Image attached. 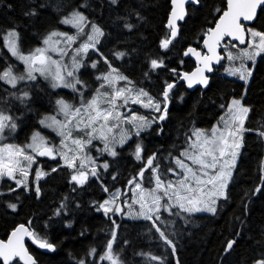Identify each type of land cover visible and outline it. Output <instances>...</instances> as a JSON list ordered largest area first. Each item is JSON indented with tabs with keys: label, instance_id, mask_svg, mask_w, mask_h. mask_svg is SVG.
<instances>
[{
	"label": "trees",
	"instance_id": "trees-1",
	"mask_svg": "<svg viewBox=\"0 0 264 264\" xmlns=\"http://www.w3.org/2000/svg\"><path fill=\"white\" fill-rule=\"evenodd\" d=\"M225 4L226 0H200L197 7L189 5L178 36L165 49L161 47V41L170 37V31L165 26L170 0H117L115 4L111 0H0V71L9 65L17 73L22 70L21 64L4 45L7 31L15 28L20 47L28 50L47 33L67 30L62 23L63 18L79 11L87 19L82 35L77 39L78 46L87 40L91 24L99 25L104 32L94 49H88L83 58L81 54L79 56V76L83 82L79 105L97 94L101 86L97 76L110 72L105 58L111 68L131 81L126 85L121 80L115 87L122 85L143 89L155 100L162 101L167 84L174 83L169 92L166 118L154 120L140 131L139 136L135 135L134 126L127 125L132 141L116 146L118 155L115 157L109 158L103 153L102 157L96 158L98 161L107 157L109 167L104 169L96 162L93 167L97 169L98 176L90 175L83 185L71 179L77 170L62 165V160L57 157L54 160L37 158L36 161L42 162V165L27 169L26 187L21 185L17 188L15 180L0 177V239H6L17 225L25 224L30 231L56 246L55 251L41 249L32 238L26 239L27 250L37 264H78L82 259L85 264H110L100 257L113 231L116 233L113 251L119 254L123 264H254V261L264 258V140L255 131L264 124V54L257 56L255 61L245 58L235 60L237 66L243 64L251 68L253 74L248 83L221 72L226 64L225 58L210 76L206 88L189 90L182 82L176 83L183 72L195 66L184 51L188 47L202 49L205 33L214 25ZM30 12H35V15H26ZM125 24L133 27L129 29ZM251 27L264 31V11L259 12ZM75 35L77 37L78 34ZM221 50L222 53L230 50L233 56H237L244 47L224 42ZM116 52L126 55L116 58ZM153 59L162 60V66L152 69ZM94 62L96 66L92 67ZM23 91H28L29 96L21 102L16 96ZM101 91L111 93L112 89L105 84ZM74 93L68 89L53 88L40 76L18 83L15 88L0 81V107L10 111L16 119L18 129L15 137L28 136L39 128L45 114L52 112L51 108L46 111L47 106H52L59 99L71 101ZM241 97L243 103L252 109L244 123V128L252 131L244 133L226 197L218 201L216 212L189 214L176 209L173 213L160 210L161 230L173 241L174 252L172 246L166 244L152 228V221L136 217L121 220L118 216L108 219L97 211V205L115 189L120 190L122 206L133 199L129 189L132 185L128 181L136 176L153 153L159 160L162 179H172V175L167 174V169L174 166L171 158L185 148L193 130L191 128L210 129L223 114L229 100ZM130 106L135 107L136 115L149 120L160 115L153 109L131 102L119 110L122 112ZM120 130L121 126L114 127L109 138L115 135L114 132L119 135ZM73 133L86 139L85 133L79 129H73ZM55 136L50 134L53 139L58 135ZM15 141L24 146L22 140L15 138ZM103 142L93 139L91 144L104 146ZM138 143L143 148L142 160L133 155ZM82 153L84 160L88 149ZM53 165L56 171H52ZM37 171L48 172V175L41 180L35 179ZM151 173V170H145L144 183L148 176L152 179ZM15 175L16 179H21L19 172ZM152 184L153 181L146 187ZM258 187L261 191L256 192ZM10 188L15 191H9ZM10 203L17 207L9 208ZM153 217L155 219V215ZM233 239L235 245L225 252L226 241ZM93 248L96 252L89 255ZM150 256H159L162 262L153 261ZM12 264L21 263L15 259Z\"/></svg>",
	"mask_w": 264,
	"mask_h": 264
},
{
	"label": "snow or ice",
	"instance_id": "snow-or-ice-1",
	"mask_svg": "<svg viewBox=\"0 0 264 264\" xmlns=\"http://www.w3.org/2000/svg\"><path fill=\"white\" fill-rule=\"evenodd\" d=\"M113 4L117 3V0H111ZM173 9L168 20V27L170 28V37L161 41L162 48H168L177 35L176 21L184 19V3L185 0H171ZM192 3L198 4L200 0H191ZM227 10L223 11L220 19L216 22L215 28L209 29L208 39L205 40V45L208 48L209 53L212 55H201L197 53L195 49L189 48L185 53H193L198 59L203 61V68L198 67L195 72L191 74H184V79L188 81V86L192 87L194 84H202L207 86L208 77L204 75L205 69L211 71L210 63L213 59L219 61L221 57L216 53V48L220 45L221 40L225 36H231L239 40L241 44L246 43L245 35L251 37L248 43V48L241 50L237 56H233L228 53L229 60H236L245 58L255 61L257 56L264 54V31H258L252 27H245L241 23V20L253 23L258 19L259 12L264 11V0H227ZM217 11H220L219 9ZM26 15H35V12L26 13ZM86 17L76 11L72 16L66 17L62 23L73 24L80 32H83V25L85 24ZM125 27L132 28L133 25L125 24ZM92 33L88 35L87 41L80 45L75 51L77 54L85 53L89 48H95L99 42V38L104 35L102 28L93 23L91 24ZM61 36L64 42L71 46V43L75 41L77 37L69 36L66 33L50 32L44 39L43 43L45 47H37L32 49L27 54H24L18 45L19 34L15 28L9 30L5 37V46L9 49L11 54L17 57L25 65V73L17 75L13 71V67L9 65L3 71H0V81L11 85L13 88L24 80H35V73H39L46 79L51 80V87H70L76 90L77 84L83 82L75 78L76 70L81 66L80 62L76 59V56L72 58V70L68 71V65L63 64L62 57L66 54L64 48L48 47L52 41V37ZM50 52H58L61 59H53L49 54ZM116 58H121L126 53L116 52L114 53ZM105 63L109 64L111 69L109 73L97 77L98 80H103L100 88L97 89V94L90 100L82 101L79 107H75L68 104L63 99L56 101L60 106L59 110L65 116L64 121H58L55 117H45L41 120V123H45L46 120H50L49 127H55L59 134L63 137L61 141L64 148L68 152H72L71 157L67 152L63 153L65 163L72 168H75V160L78 158L76 152H83L88 144L92 143L93 139H100L104 141L103 151L108 152L110 156H117L118 153L115 150V145H123L126 139L131 134L129 131L121 129L118 136L113 135L111 139L109 134L112 133L114 127H119L120 123L131 124L135 128V135L139 136L140 131L147 128L154 122V120H164L167 116V101L169 99V92L174 87L173 84H167L162 96L163 100H155L143 89H133L131 87H115L118 81H125L126 85L131 84L128 78L118 72L117 69L111 68V64L105 58ZM163 61L153 59L151 60V68L155 69L162 66ZM96 64L93 63L92 67ZM175 71V70H173ZM231 75H239L241 80L245 82L252 76L251 68L245 67L243 64L240 69L230 70ZM107 84L111 89V93L102 92L101 89ZM15 95V94H13ZM29 96L28 91H23L20 96H16L17 99L24 102L25 98ZM243 97L240 99H233L228 106V113L231 119V124L226 122L225 130L219 131L215 126L210 133H205L203 130H195L191 136H189V145L179 156L173 157L175 167H169L168 173L174 177V179H162L159 174V163H156V154L147 158L146 163L129 181V185H134L131 189L137 193L138 199L134 203H139L141 206V212L139 216L144 219L152 221V228L159 233L160 238L165 241L166 244L172 246L173 252L175 251V245L173 241L168 238L165 231L161 230L160 226V209L163 207L165 211H170L171 207H178L179 209L193 213L200 211L216 212V199L219 197H226L225 189L228 186V182L232 177V169L236 166L237 156L239 149L242 146L243 132L252 131L251 129H245L244 123L248 118L249 113L252 111L250 106H245L242 103ZM131 102L132 104L141 105L144 108L153 109L160 113L158 117L149 120L145 116H138L134 112L128 114L122 113L119 109L125 107ZM222 107H224L222 105ZM223 119V118H222ZM17 124L14 117L4 114V111L0 109V134L4 132L6 128L15 131ZM73 127L79 129L85 133L86 139H73L72 130ZM264 124L261 128L256 129L257 134L264 138ZM195 137L193 140L192 137ZM231 140V143H230ZM68 141H71L72 147H69ZM26 148L32 149L33 152H37L40 156L52 155L53 149L48 147L39 133H34L32 136V143L26 145ZM143 148L141 144H137L133 155L137 160H142ZM34 161V156L26 152L25 147L4 145L0 148V177L7 176L15 180L17 187L21 185L27 186V168L31 166ZM26 162V166L25 163ZM94 163V161H92ZM102 167L108 169L109 165L105 162ZM80 168H84V163L81 161ZM145 170H151L155 186L151 190H145L142 184L138 181H142L144 178ZM56 171V169H52ZM19 172L21 179H16V173ZM37 178L45 175V173L37 171ZM98 176L97 169L93 167L90 172L79 171L77 174L72 175V181L77 184L83 185L89 178V176ZM115 180L116 177L113 176ZM264 179V177H262ZM107 191V188L104 189ZM9 191H15L10 188ZM256 192L261 191V188H256ZM36 192L39 195L40 189L36 188ZM121 195L120 190L117 189L112 194L109 200H105L102 204L97 205V210H103L105 214L109 212L119 213L122 211L120 207H113L115 201ZM148 197L151 198L150 206ZM162 200H166L164 204H161ZM174 204H170L173 202ZM9 208L15 209L16 204L10 203ZM64 205H61L63 208ZM60 209L57 210L59 214ZM179 214V213H177ZM155 215V219L153 216ZM30 223V222H29ZM236 235H239L237 233ZM28 236L41 249H48L55 251V245L40 238L34 231H30L25 225H19L9 237L5 243L0 241V261L2 264H12L14 258H19L24 261V264H37V261L30 255L23 243V237ZM116 233L113 231L112 238L107 241L104 254L100 257L101 260H106L110 264H123L119 258V254L113 251V245L115 242ZM236 241H226L224 248L225 252H228L233 248ZM96 252V249H91L89 255ZM147 255V254H146ZM150 259L157 262H162V258L159 256H150ZM78 264H85V260H80ZM254 264H264V258L254 261Z\"/></svg>",
	"mask_w": 264,
	"mask_h": 264
},
{
	"label": "rangeland",
	"instance_id": "rangeland-1",
	"mask_svg": "<svg viewBox=\"0 0 264 264\" xmlns=\"http://www.w3.org/2000/svg\"><path fill=\"white\" fill-rule=\"evenodd\" d=\"M74 13V12H73ZM73 13H71L70 15H68L67 17H71L72 16V14ZM65 18H63V20H64ZM62 20V21H63ZM64 25H66L67 27V30H53L54 32H56V33H66V34H68L69 36H75L76 37V35L75 34H78L77 35V38L75 39V41L74 42H72L71 43V46H68L65 42H64V39H63V37H61V36H54V37H52V41L50 42V44H49V46L48 47H50V48H52V47H55V48H64L65 49V52H66V54L62 57V63L63 64H66V65H68V68H67V70L68 71H71L72 70V58H73V56H76V59L79 61V56H80V54H81V58H83V57H85V53H80V54H77L76 53V49L77 48H79L80 46H78L77 45V39L82 35L81 34V32L73 25V24H65V23H63ZM84 27H85V24L83 25V29H84ZM70 28H71V30H70ZM53 31H51V32H53ZM8 32V31H7ZM6 32V33H7ZM6 33H5V35H6ZM50 33V32H49ZM49 33H47L46 34V36H42L40 39H39V43L37 44V45H35V46H33V47H31V49H29V50H21V48H20V50L24 53V54H27L29 51H31L32 49H35V48H37V47H45V45H44V43H43V41H44V39L48 36V34ZM92 33V30H91V32L89 33V34H91ZM5 35H4V37H5ZM251 39V37L250 36H248V41ZM87 41V40H86ZM85 41V42H86ZM18 42V45H19V47H20V43H19V40L17 41ZM85 42H83V43H85ZM82 43V44H83ZM4 45H5V41H4ZM81 45V44H80ZM248 48V43H247V46L244 48V49H247ZM89 49H94V48H89ZM8 50V49H7ZM8 52L10 53V51L8 50ZM231 53V51L230 50H226L225 52H224V54H225V60H226V64H225V66L223 67V69L221 70V72H224V74H225V76L227 75L228 77H230V76H233V77H236V78H238V79H240L239 78V75H231L230 74V70H233V69H240L241 67H240V65H236L235 63H237V61H235V60H229L227 57H228V53ZM11 54V53H10ZM51 56H52V58L53 59H61V57H60V54L58 53V52H50L49 53ZM95 54L97 55V52L95 51ZM232 54V53H231ZM12 55V54H11ZM233 55V54H232ZM13 56V55H12ZM13 57H15V56H13ZM16 58V61L17 62H19L20 64H21V68H22V70L19 72V73H17V72H15L14 70V73L15 74H17V75H20V74H24L25 73V65L23 64V62L22 61H20L17 57H15ZM80 62V61H79ZM80 64H81V62H80ZM245 67H247V66H245ZM247 68H249V67H247ZM79 70H80V67L76 70V72H75V78L76 79H79L80 80V77H79ZM34 75H36V77L37 76H39L40 74L39 73H35ZM102 75H104V74H102ZM102 75H100V76H102ZM100 76H98V77H100ZM43 78H45L44 76H42ZM46 79V78H45ZM250 79V78H249ZM249 79H248V81H249ZM46 80H48V81H50L51 82V80L50 79H46ZM241 80V79H240ZM81 81V80H80ZM242 81H244V80H242ZM248 81L246 82V83H248ZM26 82H29V80H24V81H21V82H19L20 84H22V83H26ZM119 82V81H118ZM118 82L116 83V85L115 86H117V84H118ZM245 82V81H244ZM99 83L100 84H103L104 82H103V80H100L99 81ZM81 84H77L76 85V91H73V92H75V93H79L80 92V89H79V87L78 86H80ZM11 86V85H10ZM62 87V89H68V90H70L71 88L70 87H63V86H61ZM78 87V88H77ZM121 87H122V85H121ZM233 99H240V98H231L230 100H229V102H228V104H227V106H226V108L224 109V112H223V114L219 117V119L213 124V126L210 128V129H199V130H203L205 133H210L211 132V130L213 129V127L215 126L219 131H224L225 130V126H226V122L228 123V124H231V119H230V116H229V113H228V106L231 104V101L233 100ZM75 100H78V99H75ZM68 103V102H67ZM242 103H243V101H242ZM68 104H70V103H68ZM244 104V103H243ZM72 105V104H71ZM245 105V104H244ZM245 106H247V105H245ZM75 107H78V106H76L75 105ZM50 108H51V113H47V114H45V116L41 119V120H44L45 119V117H55L56 118V120H58V121H64L65 120V116H64V114L62 113V112H60V110H59V108H60V106L59 105H57V103L55 102V104H53L52 106H47L46 107V111H50ZM0 109H2L3 111H4V114H6V115H8V113H7V110L6 109H4V108H2V107H0ZM128 110H130L131 112H134L135 111V107L134 106H130V107H127L126 109H124L122 112L123 113H126V114H128ZM155 111V110H154ZM155 113H156V111H155ZM223 118V119H222ZM41 120H40V124H39V128H37V129H34L33 131H32V133H30V135H29V138H28V140H27V142L25 143V145L23 146V147H25V149L26 150H28V151H26L28 154H30V155H32V156H34V161L31 163V166L30 167H28L29 169L31 168V167H34V166H41L42 165V162H37L36 161V152H33V150L32 149H28V148H26V145H28L29 143H32V136H33V134L34 133H39V135H40V137H42L43 138V140H44V142L46 143V145L48 146V147H50V148H52L53 149V154H54V156L55 157H57L56 159H60V160H62V165H65V166H68L66 163H65V160H64V156H63V153H65V152H67V154H68V156L69 157H71L72 155H73V153L72 152H68V150L66 149V148H64L63 147V145H62V143H61V141L63 140V137L59 134V132H58V130L55 128V127H49L48 125L49 124H51V121L50 120H46L45 121V123H41ZM246 121V120H245ZM15 122H16V124H17V121H16V119H15ZM36 123H37V121H36ZM152 124V123H151ZM127 125H129V124H127V123H123V122H121V124L119 125V126H121V129L123 128L124 130H126L127 129ZM44 129H49V130H51V132H52V134H54V136H55V133L58 135L57 136V138L55 139L56 141L54 142V140H53V138L52 137H50V135H48V134H45L44 132H43V130ZM73 129H75L76 130V128H74L73 127ZM191 129H193L192 131H191V133H190V136L192 135V133L193 132H195V130H197V129H195V128H191ZM118 132V131H117ZM244 133H245V131L243 132V136H244ZM113 134H115L116 136H118V134H116L115 132L113 133ZM110 135V134H109ZM56 137V136H55ZM129 138V137H128ZM193 138V140L195 139V137L193 136L192 137ZM73 139H78V138H73ZM263 140H264V138H262ZM58 140V141H57ZM127 140V139H126ZM132 140V139H131ZM57 142V143H56ZM126 142V141H125ZM189 143H190V141H189V139H188V142H187V144H186V146H185V148H187L188 147V145H189ZM230 143H231V140H230ZM68 144H69V147H72V145H71V141H68ZM103 144H104V142H103ZM120 144H116L115 145V147L116 146H119ZM12 146H20L19 144H15V145H12ZM4 147V145H0V148H3ZM103 148H104V146H99V145H94V144H88L86 147H85V149H88V153L85 155V157H84V160H83V155H84V153H81V152H76L75 154H76V156L78 157L76 160H75V168H73V169H75V170H77V172H75V174H77L79 171H81V170H83V171H88V172H90L91 171V169L93 168V165H95L96 164V162H97V165L99 164L100 166H102L105 162H107L108 163V158L107 157H104L102 160H96V158H99V157H102V155H103V153H105L109 158L110 157H113V156H110L109 154H108V152H106V151H103ZM184 148V149H185ZM241 148H242V146H241ZM241 148L239 149V153H240V150H241ZM85 149H84V151H85ZM183 149V150H184ZM182 150V151H183ZM95 151H97V152H95ZM239 153H238V156H237V161H238V157H239ZM156 154V153H155ZM180 154V153H179ZM153 155V154H152ZM151 155V156H152ZM157 156V155H156ZM179 156V155H178ZM81 161H83V163H84V168L83 169H81L80 168V163H81ZM92 161H94V163L92 162ZM147 161V160H146ZM171 161H172V158H171ZM237 161H236V164H237ZM156 163H159V160H156L155 161ZM25 163V166H26V162H24ZM146 163V162H145ZM173 163V165H174V161L172 162ZM96 165V166H97ZM108 165H109V163H108ZM56 166L55 165H53L52 166V168L51 169H56L55 168ZM69 167V166H68ZM172 167H175V165L174 166H172ZM27 168V169H28ZM71 168V167H70ZM235 168V167H234ZM234 168L232 169V175H233V171H234ZM126 170H125V168H123V172H125ZM40 172H43V173H45V175L47 174L46 172H44V171H40ZM152 174V173H151ZM150 174V175H151ZM167 174H170V173H168V171H167ZM44 176V175H43ZM43 176H40L39 178H35V179H39V180H41V179H43L44 177ZM35 177V176H34ZM151 177H152V179H149V176H148V179L146 180V182L144 183V181H145V178H143V180L142 181H138V182H140L141 184H142V187L145 189V190H151L154 186H155V180H154V177H153V175H151ZM172 179H174V177L172 178ZM231 180V179H230ZM230 180H229V182H228V185H229V183H230ZM153 181V183L154 184H152L150 187H146V186H148V184L149 183H151ZM16 183V182H15ZM21 187V186H20ZM134 187V185H132L131 186V188H129L130 189V191H131V194H132V197H133V199L132 200H130L129 202H128V204H126L125 206H121V209H122V211L120 212L121 214H118V215H121V216H124V219H134L135 217L136 218H143L142 216H139V213L141 212V206H140V204L139 203H134V201L136 200V199H138V195H137V193H135V192H133L131 189ZM17 188H19V187H17ZM227 188H228V186H227ZM227 188L225 189V191L227 190ZM116 190L117 189H115L114 191H112V192H110V193H108V196L106 197V199L105 200H109L110 198H111V196H112V194L113 193H115L116 192ZM222 198H224V197H219V198H217L216 199V205H215V207H217V203H218V201L219 200H221ZM119 199V198H118ZM117 199V200H118ZM105 200H103L101 203H99V204H102ZM115 201V204L114 205H112L113 207H116V205H118V201ZM148 201H149V206H150V202H151V198L150 197H148ZM166 202V200H162L161 201V204H164ZM170 204H174V201L173 202H170ZM97 209V208H96ZM123 209H125V210H123ZM174 209H176V211L177 212H183V210H181V209H179L178 207H171V209H170V211H166L167 213H173V211H174ZM160 210H165L163 207H161V209ZM98 211V210H97ZM99 212H102V214H104L105 216H107V215H110L112 212H109V213H107V214H105V212L101 209V210H99ZM187 213H189V212H187ZM193 213H208V214H212V212H207V211H200V212H193ZM190 214V213H189ZM154 218V217H153ZM110 219H112V218H110ZM162 221H164V219L162 218L161 219ZM26 238L28 239V238H30V237H28V236H26ZM1 240H5V239H1Z\"/></svg>",
	"mask_w": 264,
	"mask_h": 264
},
{
	"label": "water",
	"instance_id": "water-1",
	"mask_svg": "<svg viewBox=\"0 0 264 264\" xmlns=\"http://www.w3.org/2000/svg\"><path fill=\"white\" fill-rule=\"evenodd\" d=\"M199 4H200V2H199L198 4H196V3H192L191 0H185V3H184V19H183V20H177V21H176L177 35L175 36V38L178 36L179 29H180V24H181V23L185 20V18H186V15H187V7H188L189 5H193V6L197 7V6H199ZM227 7H228V5H227V0H226L225 9L222 10V12L219 14L217 20L215 21L214 25H213L212 27H210L209 29L215 28L216 22L220 19L221 15L223 14V11H226V10H227ZM172 9H173V4H172V2H171V0H170V11H169V14H168V17H167V20H166V24H165L166 28H167L170 32H171V30H170V28L168 27V20H169V17H170V15H171ZM241 23L244 24V26H245L246 28L252 24V23H249V22H246V21H243V20H241ZM209 29L207 30V32L205 33V35H204V37H203V39H202V49H197V48H195V47H188V48H186V50L184 51V54L188 51L189 48H193V49H195V51H196L197 53H200L201 55H212L211 53H209L208 48H207V46L205 45V40L208 39V36H209ZM175 38H172V39H175ZM247 40H248V35L246 34V35H245V41H246V43H247ZM225 41H228V42L233 43V44H237L239 47H244V46L246 45V43L241 44L240 41L237 40V39H235L234 37H231V36H225V37L221 40L220 45L216 48V53L221 57V59H220L219 61L213 59V60L211 61V63H210L211 71H207L206 69H205V71H204V75L208 77V83H209V78H210V76L213 74V71L216 69V67H217V66L223 61V59H224V56H223V54L221 53V49H222L223 43H224ZM185 56H186L187 58H190V59L195 63V66H194L191 70L183 72V73L180 75V77H179V79L177 80L176 83H178V82H182V83L186 86V88H188L189 90H193V89H195L196 87H201V88H203V89L206 88L207 86L202 85V84H194L192 87H189V86H188V81H187L186 79H184V74H186V73H187V74H191V73L195 72L196 69H197L198 67L203 68L204 65H203V61L200 60V59H198L197 56L194 55L193 53H188V54L185 55ZM172 84L174 85V83H172ZM207 85H208V84H207ZM168 103H169V102L167 101V107H168ZM37 155L40 156L38 153H37ZM45 156L48 157V158H52V157H53V154L50 155V156H49V155H45ZM116 207H120V204L116 205ZM120 208H121V207H120ZM123 210H125V209H123ZM118 214H121V213H120V212H119V213L112 212V213L109 215V217L111 218V217H113L114 215H118ZM119 216H121V215H119ZM121 217H122V216H121ZM19 225H21V224H19ZM19 225H18V226H19ZM23 225H24V224H23ZM18 226H16V227H15V228L9 233V235L7 236V238H6L5 240H1V239H0V241H3V242L6 243V242L8 241V239H9V237L11 236V233H12V232H13ZM25 227H26V225H25ZM25 241H26V236L23 237V243H24V246H25V248H26ZM26 249H27V248H26ZM27 251H28V250H27ZM28 253H29V252H28ZM29 254H30V253H29ZM30 255H31V254H30ZM14 259H18V260L20 261V263L24 264V261L20 260L19 258H14ZM14 259H13V260H14ZM1 262H2V261H1Z\"/></svg>",
	"mask_w": 264,
	"mask_h": 264
},
{
	"label": "flooded vegetation",
	"instance_id": "flooded-vegetation-1",
	"mask_svg": "<svg viewBox=\"0 0 264 264\" xmlns=\"http://www.w3.org/2000/svg\"><path fill=\"white\" fill-rule=\"evenodd\" d=\"M28 50H29V49H28ZM21 69H22V68H21ZM38 77H39V76H38ZM40 78H41V77H40ZM71 91H76V90H73V89L71 88ZM71 101H73V99H71ZM7 113H8V115L12 116V114H11L10 111L7 110ZM15 123H16V122H15ZM17 129H18V125H17L15 131H12V130L6 128V129L4 130V132H3L2 134H0V145H15V144H17V142L15 141V138L22 140V143H26L27 140H28V138H29V135L27 136V135L24 134V135H22V136H20V137H15L16 132H17ZM46 131H47L48 133H52L51 130H46ZM73 136H74V133H73V131H72V138H73ZM14 137H15V138H14ZM18 142H20V141H18Z\"/></svg>",
	"mask_w": 264,
	"mask_h": 264
},
{
	"label": "bare ground",
	"instance_id": "bare-ground-1",
	"mask_svg": "<svg viewBox=\"0 0 264 264\" xmlns=\"http://www.w3.org/2000/svg\"><path fill=\"white\" fill-rule=\"evenodd\" d=\"M214 71H215V70H214ZM214 71H213V72H214Z\"/></svg>",
	"mask_w": 264,
	"mask_h": 264
}]
</instances>
